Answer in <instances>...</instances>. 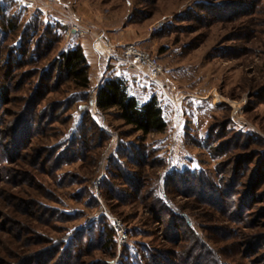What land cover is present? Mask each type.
<instances>
[{"label":"rangeland","instance_id":"rangeland-1","mask_svg":"<svg viewBox=\"0 0 264 264\" xmlns=\"http://www.w3.org/2000/svg\"><path fill=\"white\" fill-rule=\"evenodd\" d=\"M0 7V264H130L161 252L159 264H205V251L214 264H264V0ZM73 22L84 32L66 38ZM93 34L135 43L168 70L162 86L116 71L140 102L160 100L164 133L143 136L98 113L96 89L115 70ZM78 44L87 96L53 68ZM173 171L219 196L194 182L166 187ZM114 217L126 240L104 251L99 233Z\"/></svg>","mask_w":264,"mask_h":264},{"label":"trees","instance_id":"trees-1","mask_svg":"<svg viewBox=\"0 0 264 264\" xmlns=\"http://www.w3.org/2000/svg\"><path fill=\"white\" fill-rule=\"evenodd\" d=\"M10 27L14 29L12 26ZM53 68H55L57 72V78L60 81L63 79L64 81L69 82L72 87H74V89L78 91L81 90L80 94L82 96L88 95L90 90L89 64L80 44L69 46L68 48L59 52L55 58ZM127 79L128 78L126 74L114 71L102 80L96 89L94 100L98 113L106 114L112 112L111 114L118 120L122 121L124 126L130 127L132 131L140 133L143 136L164 133L167 128V121L165 115H163V108L160 100H158L156 96L152 95L147 99L146 102H140V100L130 94ZM16 133L18 134V132ZM247 140L248 137L246 138V141ZM136 154L142 158L143 150L141 151L137 149ZM196 179H198L197 175L191 171H173L166 177V187L170 186L171 184L174 185L178 183L189 185L190 182H194L201 188H205L207 186V190H209L212 195L219 196V189L213 188V186H210L209 183H206L207 185L201 186V184H199L201 181L199 182V179ZM200 194L202 196L205 195V191H202L201 189ZM109 199L112 198L109 197ZM210 201L212 203L213 199H209V202ZM156 203L161 204L159 201ZM186 223H184V226L189 230V227ZM191 234H193V232H191ZM99 237L104 239V243L100 246L102 250H112L116 247V231L110 226L103 228L99 233ZM162 254L164 253H156L150 256L148 259L141 261H137L136 259L132 260L131 263L159 264L158 259ZM210 255L211 254L209 253V256ZM69 256L70 257L68 259L72 258L71 256L73 255L69 254ZM183 257L185 260V255ZM203 257L208 259L207 260L205 258L207 260V263L205 264H214L211 257H208V251H205L204 255H201L199 258L203 259ZM162 260H164L166 264H173L165 258ZM217 263L220 262L216 261V264Z\"/></svg>","mask_w":264,"mask_h":264},{"label":"built area","instance_id":"built-area-1","mask_svg":"<svg viewBox=\"0 0 264 264\" xmlns=\"http://www.w3.org/2000/svg\"><path fill=\"white\" fill-rule=\"evenodd\" d=\"M4 0H0L1 3ZM84 30L79 24L73 22L72 27L66 31V38L82 35ZM94 35L93 50L101 56L108 57L114 63L115 71H134L142 74L152 84L162 86L168 70L160 64L159 60L135 43L120 42L106 45L98 36ZM112 228L116 231L117 244L120 246L126 240V231L118 219L111 218Z\"/></svg>","mask_w":264,"mask_h":264},{"label":"crops","instance_id":"crops-1","mask_svg":"<svg viewBox=\"0 0 264 264\" xmlns=\"http://www.w3.org/2000/svg\"><path fill=\"white\" fill-rule=\"evenodd\" d=\"M91 53L94 55L95 52L92 51ZM95 57H96V56H95ZM96 60H97V57H96ZM102 63H103V62H100V64H99V65H100V66H99V71H101V73L103 74V70H102L103 66L101 65ZM105 68H106V67H105ZM106 72H107V71H106ZM108 73H109V71H108ZM104 74H106V73H104ZM104 74H103V75H104ZM105 77H106V76H105ZM105 77H103V78H105ZM102 80H103V79H102ZM102 80H100V82H102ZM100 82H99V84H100Z\"/></svg>","mask_w":264,"mask_h":264}]
</instances>
